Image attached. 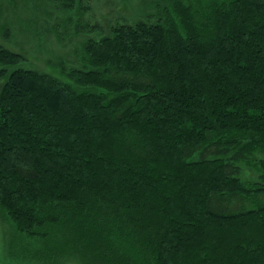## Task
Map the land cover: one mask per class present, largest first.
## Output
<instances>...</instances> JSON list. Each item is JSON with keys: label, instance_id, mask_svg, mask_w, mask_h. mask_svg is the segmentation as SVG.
Returning a JSON list of instances; mask_svg holds the SVG:
<instances>
[{"label": "trees", "instance_id": "1", "mask_svg": "<svg viewBox=\"0 0 264 264\" xmlns=\"http://www.w3.org/2000/svg\"><path fill=\"white\" fill-rule=\"evenodd\" d=\"M24 1L84 38L34 69L12 30L50 16L0 0V215L22 264H264V0H142L103 27L91 0Z\"/></svg>", "mask_w": 264, "mask_h": 264}, {"label": "rangeland", "instance_id": "2", "mask_svg": "<svg viewBox=\"0 0 264 264\" xmlns=\"http://www.w3.org/2000/svg\"><path fill=\"white\" fill-rule=\"evenodd\" d=\"M4 1V5L13 4L15 0H2ZM145 1L142 0H91V6L93 8L94 22H97L102 27L106 25L107 22H111L113 18L116 17L117 12L121 13V10L124 4H127L129 9L134 10L136 13H140V10L144 8ZM21 5V18L16 15L10 17L11 20L14 21H22L24 22L25 18L33 12H41L45 11L50 19L48 20L49 24L47 26H40L37 28V34L35 37H24L21 36L19 32H14V35L17 37V41H21L18 46L9 45L6 41L5 37H0V41L8 44L10 47L19 49L23 53H25V57L28 66L43 71V72H52L54 75H58V71L62 70V68H68L70 65L68 64L70 61L76 58L75 48L79 43H81L84 37H80V35L75 36V34L62 35L57 37L53 27L60 23L59 13L54 12V8L47 5L48 10H44V3L40 2L39 4H33V1H24L20 0ZM122 7V8H121ZM16 14H18L16 12ZM25 17V18H24ZM36 16L28 17V21L31 25H39L35 19ZM24 18V19H23ZM9 20V18L3 14L0 15V27L1 21ZM85 17L82 18L80 23H85ZM13 23V22H12ZM23 31L34 32L29 25H25L23 23ZM21 27V26H20ZM28 27V28H25ZM25 28V29H24ZM13 35L10 33V36ZM65 37V38H64ZM52 62L53 65L48 64L47 62ZM256 175L252 170L245 169L243 174V179H255ZM11 228H9L6 220L0 215V264H22L23 258L21 254L17 252L18 250L12 247L13 236H12ZM13 251L17 252V255H13ZM22 260V261H21ZM64 264H76L75 262L67 261Z\"/></svg>", "mask_w": 264, "mask_h": 264}]
</instances>
